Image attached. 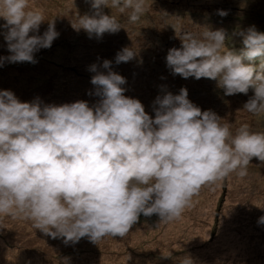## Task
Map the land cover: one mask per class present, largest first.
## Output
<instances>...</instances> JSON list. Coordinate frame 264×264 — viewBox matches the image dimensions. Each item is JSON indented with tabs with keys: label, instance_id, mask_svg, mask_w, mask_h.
I'll return each mask as SVG.
<instances>
[{
	"label": "clouds",
	"instance_id": "obj_1",
	"mask_svg": "<svg viewBox=\"0 0 264 264\" xmlns=\"http://www.w3.org/2000/svg\"><path fill=\"white\" fill-rule=\"evenodd\" d=\"M105 7L130 10L128 20L135 23L145 0H91L92 12L77 17V28L90 38L118 32L120 21ZM0 18L10 53L0 56V66L36 63L34 54L59 36L53 21L38 34L43 10L29 0H0ZM236 34L242 37L239 53L226 49L223 29L182 32L181 47L168 50L166 66L185 79L215 80L226 96L251 89L243 109L258 115L264 113V33L251 26ZM136 55L123 48L115 62ZM257 59L260 70L252 63ZM111 63L90 66V94L99 97L93 106L21 102L0 90V217L29 220L65 244L86 237L97 245L105 237L127 236L141 215L177 220L203 187L218 186L232 173L246 177L254 157L264 162V132L244 124L233 133L230 123L191 102L183 87L173 95L162 86L150 117L138 99L124 95L126 80ZM257 224L264 225V215ZM178 264L195 261L185 255Z\"/></svg>",
	"mask_w": 264,
	"mask_h": 264
},
{
	"label": "rangeland",
	"instance_id": "obj_2",
	"mask_svg": "<svg viewBox=\"0 0 264 264\" xmlns=\"http://www.w3.org/2000/svg\"><path fill=\"white\" fill-rule=\"evenodd\" d=\"M29 4L43 10L45 21L38 34L53 21L59 36L50 48L34 54L36 63L0 66V90L12 91L19 101L38 98L52 105L87 101L93 106L99 97L90 94L94 91L90 66L109 60L111 70L126 80L124 95L138 99L150 117L154 118L153 102L163 94L162 86L173 95L183 87L191 102L202 111L215 112L221 123H230L233 133L244 124L264 132V113L243 109L254 94L251 89L247 95L226 96L217 81L185 79L166 66L168 50L181 47L182 32L223 29L226 49L232 46L239 53L242 37L236 33L251 26L264 33V0H145V12L135 23L128 20L130 10L120 13L105 7L104 13L115 15L122 27L99 38L77 28V17L91 14V0H29ZM5 23L0 18V25ZM4 31L0 29V56L7 57ZM123 48H132L137 55L117 64L116 54ZM252 63L260 70L261 60ZM262 215L264 162L254 157L246 177L232 173L218 186L203 187L179 219L163 223L156 215H141L127 236L105 237L97 245L86 237L65 244L62 237L44 234L29 220L0 217V264H178L185 255L195 264H264V225L257 224Z\"/></svg>",
	"mask_w": 264,
	"mask_h": 264
},
{
	"label": "trees",
	"instance_id": "obj_3",
	"mask_svg": "<svg viewBox=\"0 0 264 264\" xmlns=\"http://www.w3.org/2000/svg\"><path fill=\"white\" fill-rule=\"evenodd\" d=\"M231 48H232V46H231L230 48L228 47V50H231ZM260 64H261V63H260ZM260 64H259V65H260ZM253 65H254V64H253Z\"/></svg>",
	"mask_w": 264,
	"mask_h": 264
}]
</instances>
